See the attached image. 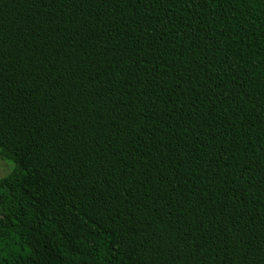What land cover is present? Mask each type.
Returning <instances> with one entry per match:
<instances>
[{"label": "trees", "instance_id": "16d2710c", "mask_svg": "<svg viewBox=\"0 0 264 264\" xmlns=\"http://www.w3.org/2000/svg\"><path fill=\"white\" fill-rule=\"evenodd\" d=\"M0 264H264V0H0Z\"/></svg>", "mask_w": 264, "mask_h": 264}, {"label": "rangeland", "instance_id": "374dc122", "mask_svg": "<svg viewBox=\"0 0 264 264\" xmlns=\"http://www.w3.org/2000/svg\"><path fill=\"white\" fill-rule=\"evenodd\" d=\"M10 170V163L4 159L0 160V177L6 175Z\"/></svg>", "mask_w": 264, "mask_h": 264}]
</instances>
